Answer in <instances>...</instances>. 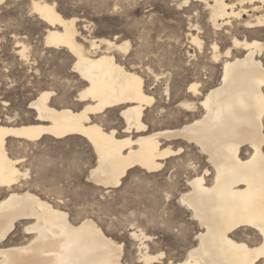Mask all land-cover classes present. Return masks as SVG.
Instances as JSON below:
<instances>
[{
  "label": "bare ground",
  "instance_id": "bare-ground-1",
  "mask_svg": "<svg viewBox=\"0 0 264 264\" xmlns=\"http://www.w3.org/2000/svg\"><path fill=\"white\" fill-rule=\"evenodd\" d=\"M191 3L195 9L204 6L219 36L210 44L211 74L222 63L217 84L212 75L207 81L195 72L174 76L173 65L156 64V55L144 62L136 53L139 66H127L117 53H128L129 40L89 39L78 28L80 19L63 16L55 1H30L31 11L46 25V47L65 50L70 61L48 73L52 85L36 81L38 93L29 101L34 118L16 122L0 115V188L8 189L0 199V264H127L123 242L95 220L73 221L51 200L14 189L29 173L19 166L25 159L10 153L12 141L70 135L93 147L97 163L90 178L104 188L121 186L130 170L158 172L185 156L195 174L186 178L178 201L198 230L186 256L170 264H264V0ZM191 30L196 31L191 42L201 50L202 27L192 23ZM223 37L230 44L222 51L218 39ZM16 44L20 62L30 64L28 45L19 38ZM2 76L9 74L4 70ZM1 92L0 101L9 105ZM175 103L176 111L170 108ZM117 111L124 135L103 124ZM193 149L198 157L190 155ZM201 158L199 171L194 160ZM21 223L22 238L11 241ZM130 236L139 242L141 263L163 262L166 253L151 252V234L137 226Z\"/></svg>",
  "mask_w": 264,
  "mask_h": 264
},
{
  "label": "rangeland",
  "instance_id": "rangeland-1",
  "mask_svg": "<svg viewBox=\"0 0 264 264\" xmlns=\"http://www.w3.org/2000/svg\"><path fill=\"white\" fill-rule=\"evenodd\" d=\"M30 1L9 0L0 4V91L9 104L5 106L0 101V115L3 118L10 115L16 122H26L35 116L29 109V101L38 93L35 92L38 91L36 81L52 85L50 72L60 71V65L70 61L65 50L46 47V25L31 11ZM48 1H55L63 16L78 17L80 32L89 39L129 40L128 53H117L127 66L132 62L139 66L136 53L143 56L144 62L156 55V64L162 61L173 65L174 76L180 77L188 72L194 76L196 73L207 81L212 75L214 84L221 78L222 63L217 64L216 74H211L210 67V44L219 36L208 23L204 6L199 5L195 9L192 0L188 4H182L184 0ZM192 23L202 27L200 36L205 43L201 50L191 42L190 34L196 32L191 30ZM18 38L30 48V64H23L16 56ZM218 40L222 51L230 44L226 37ZM35 60L39 65L33 63ZM4 70L9 74L8 78L2 76ZM8 70L13 72L10 74ZM57 91L60 93L62 90ZM155 95L157 100L167 102L165 96ZM174 107L177 108L176 103L170 106L171 109ZM175 108L173 110L176 111ZM149 113L160 119L156 111L149 110ZM120 117L118 111L108 113L104 127H115L124 135V122ZM161 125L159 127L164 124ZM10 153L25 159L19 166L29 173L14 189H30L51 200L66 209L73 221L84 217L95 220L109 235L123 242L127 264H143L138 259L139 242L130 236L137 226L152 235L149 241L152 253H166L162 263L154 264H170V261L184 258L189 244L196 240L198 225L178 201L180 191L186 187V178L195 174V170L187 168L185 156L177 157L158 172L149 173L138 168L130 170L121 186L104 188L90 178L97 156L91 144L80 135L63 139L46 136L36 143L14 140ZM189 153L191 156L199 155L197 149ZM194 161L198 163L199 171L202 170L203 158ZM7 193L8 189L1 187L0 199ZM22 228L21 223L11 241L22 238Z\"/></svg>",
  "mask_w": 264,
  "mask_h": 264
}]
</instances>
